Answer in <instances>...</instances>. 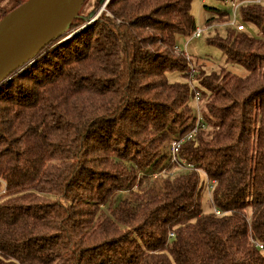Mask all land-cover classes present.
<instances>
[{
    "label": "trees",
    "instance_id": "16d2710c",
    "mask_svg": "<svg viewBox=\"0 0 264 264\" xmlns=\"http://www.w3.org/2000/svg\"><path fill=\"white\" fill-rule=\"evenodd\" d=\"M192 3L111 0L129 42L101 19L0 93V264H264V0L240 8L243 31L230 7H206L205 29L229 26L207 44L243 77L175 50L198 29ZM132 50L121 86L115 63ZM196 127L179 153L192 168L170 163L161 141Z\"/></svg>",
    "mask_w": 264,
    "mask_h": 264
},
{
    "label": "rangeland",
    "instance_id": "374dc122",
    "mask_svg": "<svg viewBox=\"0 0 264 264\" xmlns=\"http://www.w3.org/2000/svg\"><path fill=\"white\" fill-rule=\"evenodd\" d=\"M20 0H0V19L2 17V14L6 12L11 11L17 4H19ZM111 0H105L102 2V0H87L83 8L81 9L79 15L82 18H84L83 21H81V24L74 30L71 31L67 35L66 38H64L61 42H58L57 44L49 47L46 49L42 54H40L37 58H35L33 61H31L29 64H27L23 69L17 71L16 73L12 74L10 77V80L6 81L2 85H0V93L5 90L7 87L6 85L9 82H17L19 76L24 73L25 71H28L32 68V66L36 63H41L42 60L45 57H48L52 55L57 49L61 47V45L74 35L83 32L87 30L91 26L95 25H104V23L101 21V19H108L109 21H112L115 23L116 26L121 27L120 31L123 33L126 40L130 41V34L129 30L126 27V25H123L121 23V20H116L113 15L108 11L107 5ZM206 7H215L218 9H226L229 10V5H227L224 2L218 1V0H206L205 2H202L200 0H193L192 3V14L195 17L197 28L198 29H205L206 28V20L209 16L208 9ZM16 9V8H15ZM14 9V10H15ZM2 20H0L1 22ZM87 26V27H86ZM229 27L226 23L219 24L218 27L213 28L211 30H206L203 32L200 38L192 40L188 45H186L187 41L189 39H180L178 43V47L182 51H186L190 61H192L193 65L195 66H201L203 70H205L207 73L210 72H220L222 68H226L230 72L238 75V76H246L248 74L247 69L242 64H235V63H227L225 54L210 45L207 44L208 37L214 38L215 34H224L226 32V28ZM110 30V28H108ZM111 31L117 33L116 28H111ZM247 32L250 35L256 36L259 34V30L255 26H247ZM181 57L183 55L181 54ZM130 59L126 60L125 55L121 54V56L116 60L115 66L119 72H123V75L120 77L119 84L122 86L127 80V73L125 71L127 70V67L130 63V65H134L137 61V54L132 50L131 54L129 55ZM197 70V68H196ZM172 80L179 81L182 78L178 75H174L171 77ZM144 83V79L141 80ZM189 83H191L189 81ZM194 85H196V82L194 81ZM195 98V95H194ZM195 100V99H194ZM195 101H191V108L198 112V110H202V105L197 106ZM168 140L163 142L161 141L162 149L167 152V146L172 138L173 135H167ZM166 140V139H165ZM164 155V154H163ZM163 171V170H161ZM167 174L158 175L159 172H155V174L151 175L148 183L154 187L155 189L158 187V189H161L164 187V181L167 179L168 175H174V173H177L179 171L176 168L173 169H167ZM164 173V172H163ZM147 183V185H148ZM145 185V184H144ZM149 186V185H148ZM135 190H137V187H135ZM3 192L0 194L2 195ZM124 198H130L131 195L128 193H123ZM208 197H203V205L204 209L206 211L210 210V207L208 206L207 202Z\"/></svg>",
    "mask_w": 264,
    "mask_h": 264
},
{
    "label": "water",
    "instance_id": "95a60500",
    "mask_svg": "<svg viewBox=\"0 0 264 264\" xmlns=\"http://www.w3.org/2000/svg\"><path fill=\"white\" fill-rule=\"evenodd\" d=\"M85 2L28 0L10 12L0 22V85L66 35Z\"/></svg>",
    "mask_w": 264,
    "mask_h": 264
},
{
    "label": "built area",
    "instance_id": "2783aa9c",
    "mask_svg": "<svg viewBox=\"0 0 264 264\" xmlns=\"http://www.w3.org/2000/svg\"><path fill=\"white\" fill-rule=\"evenodd\" d=\"M202 2H205L206 0H200ZM262 0H226V4L229 5L230 10H231V21L229 23L230 26H234L236 27L237 30L239 31H243L245 29L244 24H242L241 22V18L239 16V10L242 6L244 5H248V4H259L261 3ZM207 29H197L195 31V33L192 35V37L189 38V40L187 41L186 45H188L192 40L200 38L201 35L203 34V32H205ZM178 53H180V48L176 47L175 49ZM184 57L186 58V60L190 61L191 58H189L187 52L185 51L183 53ZM193 66V65H192ZM195 69L192 67V71L191 73H194ZM195 100H196V104L199 107V103H200V96H199V92L195 91ZM198 112H200V110H198ZM197 130V127L190 131L189 133L185 134V135H173L172 138L170 139L168 146H167V155H168V161L170 163L176 164L177 166H180L183 169H191L192 167H186L179 159V153L180 150L183 146V144L192 139L195 131ZM164 172V173H163ZM160 174L158 175H164L167 174L166 170L160 171ZM216 214L220 215L222 214L220 211H216ZM257 246L259 249H261V251H264V245L257 243Z\"/></svg>",
    "mask_w": 264,
    "mask_h": 264
}]
</instances>
